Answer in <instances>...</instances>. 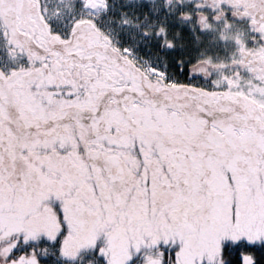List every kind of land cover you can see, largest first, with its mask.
I'll return each instance as SVG.
<instances>
[{"label":"snow or ice","instance_id":"snow-or-ice-1","mask_svg":"<svg viewBox=\"0 0 264 264\" xmlns=\"http://www.w3.org/2000/svg\"><path fill=\"white\" fill-rule=\"evenodd\" d=\"M0 264H264V0H0Z\"/></svg>","mask_w":264,"mask_h":264}]
</instances>
